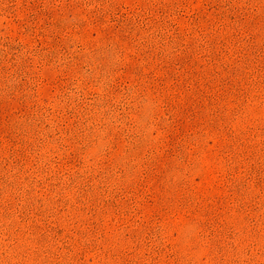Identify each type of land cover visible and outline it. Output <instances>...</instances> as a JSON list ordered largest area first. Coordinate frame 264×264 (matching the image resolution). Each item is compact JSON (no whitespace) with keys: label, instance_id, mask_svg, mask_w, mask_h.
<instances>
[{"label":"rangeland","instance_id":"1","mask_svg":"<svg viewBox=\"0 0 264 264\" xmlns=\"http://www.w3.org/2000/svg\"><path fill=\"white\" fill-rule=\"evenodd\" d=\"M0 264H264V0H0Z\"/></svg>","mask_w":264,"mask_h":264}]
</instances>
